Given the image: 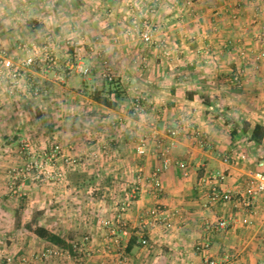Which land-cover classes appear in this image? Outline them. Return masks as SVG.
Here are the masks:
<instances>
[{
	"label": "crops",
	"instance_id": "1",
	"mask_svg": "<svg viewBox=\"0 0 264 264\" xmlns=\"http://www.w3.org/2000/svg\"><path fill=\"white\" fill-rule=\"evenodd\" d=\"M1 1L0 14L8 11L11 5ZM147 1L145 6H128V3L123 6L122 2L118 6H92L90 1L83 6V16L81 6H48L55 11L61 8L69 11L66 16L49 20L36 13L37 19H43L45 27L56 26L59 39L78 35L74 27L78 26L86 34L85 40L99 47L102 52L98 55L100 65L94 61L95 53L86 50L85 62L91 66L92 74L88 78L82 77V81L92 91L106 90L107 86L99 77L102 61L106 60L119 85L116 93L109 94L117 106L109 108L87 97V89L73 80L76 73L66 77L65 91L74 96V100L77 97L85 99L86 106L80 107L84 108L83 117L87 119L88 114L97 113V118L92 117L94 123L86 120L88 125L83 137L79 133L75 136L77 152L86 155V160L74 168L96 176V181L82 185V182L70 178L74 169H68L65 171L68 179L63 185L54 183L33 187L39 198L37 205L32 206L30 200L26 212L17 216H25L28 221L25 227L16 225L0 230V235L7 236L0 249V264H4L1 257L6 254L13 255L12 264H20L23 256L30 262L33 253L53 244L35 234V225L43 226L68 241H79L84 233H89L92 254L82 264H117L122 254L127 256L126 264H198L202 262V256L194 252V245L208 234L206 221L221 218H229L230 225L212 233L208 253L223 260L226 253L234 254L229 264H264V193L255 199L256 213L245 211L233 202L205 208L208 186L199 182L205 173L223 170L225 178L220 187L241 190L251 180L254 171L264 170L258 166V161L264 160L260 153L253 147L249 151L241 142L242 137L237 135L238 131L233 134V123L241 113L248 115L244 120L251 128L256 123L264 126V62L255 60L260 46L254 38L255 32L264 35V15L258 17L257 24L251 25L252 20L248 19L257 9L255 6H261V1L193 0L189 4L187 0L175 3L172 0ZM38 2L22 3L21 10L28 8L40 12L43 6H37ZM236 4L240 8H235ZM233 11L243 14V22L231 19ZM14 17L9 13L0 17V48L10 52L17 43L13 38L18 39V35L21 39L34 37L39 32L23 16ZM145 22L153 28V45H145L140 39L139 30ZM17 27L21 32L16 31ZM241 48L246 51L245 58L238 56ZM57 57H63L59 50ZM238 69L244 73L245 81L241 86H234L228 82V76ZM31 75L39 82L47 83L45 74L32 69ZM138 94L144 98L147 110L142 117H134L129 109L131 99ZM29 98L27 93L18 98L5 91L0 93V155L5 154L7 160L8 143L23 129L19 125L21 122L13 125V115L29 108V103L34 102L33 99L29 102ZM181 114L191 119V128L201 130L207 143L200 146L190 135L191 130H184L174 139L169 147L170 165L161 174L163 193L157 197L150 191L149 174L159 163L158 147L170 143L167 128L173 126ZM111 120L120 122L112 127ZM150 120L155 122L156 128H150ZM141 136L147 137V155L142 158L135 153V144ZM232 149L246 152L247 161L223 163L222 156ZM20 160L16 164H20ZM2 166L0 171L5 169ZM102 169L116 171L120 181L109 178L107 184L99 182ZM137 172L141 176L142 190L125 216L128 236L119 232L121 247L118 249L110 243L107 230L100 226V219L112 216V203L131 190ZM102 187H106V192ZM96 190L100 191L94 192ZM114 190L120 191V195L116 196ZM47 194L49 196L45 197ZM58 201L62 207L55 204ZM157 204L176 211L173 227L168 232L161 227L151 230L147 234L149 247H141L137 232L143 214ZM31 207H36V212L28 211ZM17 217L13 211L7 215L11 219ZM52 226L56 227L52 229ZM60 263L77 264L73 260L59 262L53 258L33 262Z\"/></svg>",
	"mask_w": 264,
	"mask_h": 264
},
{
	"label": "built area",
	"instance_id": "2",
	"mask_svg": "<svg viewBox=\"0 0 264 264\" xmlns=\"http://www.w3.org/2000/svg\"><path fill=\"white\" fill-rule=\"evenodd\" d=\"M264 3V1H263ZM154 8V7H152ZM152 10V9H151ZM257 19H253V23H256ZM261 38V36H260ZM82 38L77 40H67L65 42V48L69 50L73 49L74 59L73 61H67L65 68L69 72L80 74L87 78L91 73V68L83 61V54L80 51L82 46ZM140 39L145 45H153L154 33L153 28L149 23H143L140 28ZM162 48L165 47L161 44ZM17 48L23 52L21 58H17L16 54L9 55L5 51H0V93L5 91L9 96L18 98L25 93H29L30 97H42L46 95L47 89L45 85L36 80L31 75V70H39L41 73L46 74L52 72V79L58 83H63V76L56 72L57 67L56 57L53 54V50L49 45H43L38 47L31 42H23L18 44ZM89 52L95 53V55H101V51L95 44H89ZM240 55H244L241 51ZM255 60L258 62L264 61V49L258 51L255 55ZM108 82L112 83L116 80V76L110 66L105 60L102 64V70L100 72ZM244 73L238 69L231 71L228 76V82L234 86H241L244 80ZM264 91V88H263ZM130 112L135 117L145 116L147 113L144 98L140 94L135 95L131 99ZM120 120H111V126L116 125ZM191 119L181 114L175 121V124L167 128V136L170 143L165 147L161 146L157 149V157L159 163L153 167L149 174L150 191L155 196H160L163 193L161 174L170 165L169 147L174 142V139L181 134L184 130H191L190 135L196 139L200 146H205L207 143L201 130L197 128H191ZM150 128H156V124L153 120L149 121ZM147 137L141 136L135 144V153L139 157H145L147 155ZM43 150H37L27 141L21 140L18 146V153L24 156V161L21 166L11 168L9 172V188L14 195L25 194L26 180L29 183H61L64 180L65 171L68 169H74L82 164L86 160V155L76 152L74 145H68L64 148L61 143L54 142L47 147H43ZM95 157V156H94ZM246 152H240L236 149H232L230 152L222 156V162L225 164H231L236 160L238 162H245L248 159ZM259 167H264V160L258 161ZM225 178L223 170L210 171L200 177L199 182L208 186L207 200L204 202L205 208H210L216 204H225L233 202L239 208L244 209L250 213H256L255 199L264 193V170H256L251 174V180L241 190L222 189L221 183ZM47 183V184H48ZM131 190L126 192L125 197H120L114 200L112 203L113 214L110 217H102L100 219V226L106 229L110 243L116 248L121 247V237L119 232L123 236H128V230L125 228L126 214L132 208L134 203L138 199V193L142 190L141 176L137 172L133 179ZM176 216V211L167 208L164 205L157 204L154 208L148 210L143 214L142 221L140 223V230L137 232L138 244L141 247H149L150 240L147 236L148 232L161 227L164 231H170L173 227V221ZM230 225L229 218H221L214 220L213 222L206 221L205 230L207 235L203 237L194 245V252L202 256V262L198 264H229L232 253L225 254V260L212 256L208 253L211 248V235L213 232L221 231ZM262 241L264 243V225L262 229ZM92 237L89 233H84L81 236V240L71 241L73 253L68 249L56 245H45L38 253H33L31 261L29 262L27 257L20 258V264H33V262H43L51 258L61 262L65 259L73 260L77 264H82L85 259L91 256L90 244ZM4 264L13 263V255L6 254L3 256ZM264 260V252H263ZM127 256L122 254L119 256L117 264H126ZM64 264V263H60ZM100 264H105L101 262Z\"/></svg>",
	"mask_w": 264,
	"mask_h": 264
},
{
	"label": "rangeland",
	"instance_id": "3",
	"mask_svg": "<svg viewBox=\"0 0 264 264\" xmlns=\"http://www.w3.org/2000/svg\"><path fill=\"white\" fill-rule=\"evenodd\" d=\"M30 1L31 0H2L1 1V3L6 2L11 5L8 6L9 8L8 11L6 10V11L1 12L0 17L5 16V14H8V13L9 15L12 14L13 17L14 15H16L17 17L23 16L27 22H30V25L31 23L33 24L32 28L36 29L39 32L34 37L29 36L23 39H21L20 38L21 36L18 35L20 38V39L18 38L19 40L17 38H13V40L16 41L17 43H16V47L13 46L12 52H10V50L7 51L4 48H0V51H5L9 55L16 54L17 58H21L23 56V52L19 50V48H17L18 44H21L23 42H31L33 44H36L38 47H41L43 45H49L51 49L53 50L52 52L55 55L56 61H57V67L55 71L60 73L63 76L64 80H63V83L61 82L58 83L52 79V72L46 73L45 75H46L47 85L41 82L43 85H45V88L47 89L46 95L42 97H37L36 98L38 99L37 101V100H34L33 97H30V94L28 93V96L30 97L29 102L31 99H33L34 102H30L32 104L28 102L29 103L28 109L25 108V110L22 113L15 112V114L13 115V118L15 121L13 125L16 126L17 122L19 123L21 122L19 125L23 126V129H21L20 131V128L18 127L17 130H19L21 134L16 135L15 138H13V140H11L8 143L10 147V149L8 150L9 155H6L8 157V160L4 158L5 154L0 155V166L3 165L2 168L3 167L5 168L3 171H0V230L14 227L16 225H18L19 228L25 227L26 223L28 222L26 219H24L25 216H20V217H17V216L26 212L25 208L29 207V203L31 202L30 200L33 201L32 206L37 205V200L39 198L36 197L35 195L36 188H33V187H38V186L43 187L45 185H53V183H48L49 181L46 183L44 182L42 184L39 182L31 184L26 180V185H25V190H24L25 194L17 195V196L12 194L9 188V172L8 171L13 167H18L23 164V161L25 158L23 155L19 154L17 151L21 140H27L32 145V147L40 151L44 149L43 147H47L54 142L61 143L64 146V148L67 147L68 145H74L76 147L78 144L77 145L75 144V141H76L75 136L80 134L83 137L84 135L83 133L88 123H91V122L94 123L95 119L93 118H97L95 117L97 113L95 114L92 113L91 116L88 114L87 115L88 118L85 119L83 117L85 113H82L84 111V108H80L81 106H86L84 103L85 99L82 97H77L74 100L73 99L74 96H71V94L68 91H65L64 89V86H66L65 85L66 77L73 73V72H69L65 68V63L67 61L72 62L74 59L73 49L70 48L69 50H67L65 48V42L68 39L77 40L78 38H82L80 39L82 41V46L79 52L83 54V61L85 64H86L85 60L87 58L86 50L88 49V46L89 44H91V42H87L85 40L86 34L84 33L83 29L79 28L78 26L77 27L74 26L75 32L78 33V35L76 36L67 35L64 38L59 39L57 35L59 32L55 30V27H56L55 25L50 26L46 23L48 27H45V23L43 22V19L41 20V18L40 19H37V18H39V16L42 17L43 15L46 20H49V19H52V17L57 18L58 16H66L67 13L69 12L67 10L66 11L62 10V8L58 11H55L54 9H52L53 7H48V6H61V7L62 6H66V7L67 6H81L80 11L83 16V6H85L86 4L88 5L90 1L93 3L92 6H116V5L118 6L121 2L123 3V6H126L127 3L130 4L128 6H145L148 3L147 0H140V1L127 0V2L124 0H43V4H42V0H39L37 6L38 5L43 6L40 12H36V11L34 12L32 10H27L28 8L25 10H21L20 4L27 3ZM172 1H174L175 3L180 0H172ZM189 1L193 2V0H187L186 1L187 4H189ZM260 1H261V6H259V4L258 6H255V8L257 7V9L255 11L253 10L252 16H249L248 18L252 20V22L250 21L251 25L254 24L253 19H257V22H258V17H261L262 15H264V3H263L264 0H260ZM237 2H240V1H237ZM155 3L157 4L158 2L155 1ZM235 8H240V7L237 6L236 4ZM18 9L19 11L17 12ZM237 12L238 11L231 12V19L242 21L243 14L241 15ZM36 13H38L39 16H36ZM0 22H1V18H0ZM16 31H20V27H17ZM25 33L24 34L27 35V32ZM139 33H140V30H139ZM254 38L258 40V44L260 46V49L258 51H260L261 49H264V43H263L264 35H261L259 32H255ZM57 49L62 52L63 54V57H61L62 59L61 58L58 59ZM163 49L166 50L165 47H163ZM241 51L244 52L243 56L240 55ZM237 53H238V56L245 58L246 51L243 48L239 49ZM95 56L96 58L94 59V61L98 63L97 65H100L101 64V59L99 58L100 55L99 56L95 55ZM256 62L261 63L258 61ZM36 71H39V70H36ZM91 74H92V68H91V73L89 74V76H91ZM82 77L83 76H81L80 74H77L73 77V80H76L77 84H80L83 88L85 87V89H87L86 95L87 97H90V93L92 92V90L89 88L88 85H85L84 81H82ZM99 77H100L101 83L103 82L105 86H107V88H117L119 86L118 84H116L117 80L110 83L104 77H102L101 74H99ZM244 81H245V77H244L243 82ZM263 94H264V91H263ZM90 110L92 109L90 108ZM240 117H242L243 119H241ZM246 117H248V115L241 113V116L236 117V119L244 121V118ZM250 118L253 119V116L250 115ZM86 120L88 121V123L86 122ZM241 142L249 149V151H252L253 148L254 149L257 148L255 145L245 144V143H248L249 141L244 136H242ZM250 147H253V148H250ZM77 149L78 148L76 147V152H77ZM258 153H260V156H264V147H263V150H261V152H258ZM20 159H22V162H20V164H16V162ZM78 170L80 169L77 168V169L72 170L69 174L70 178L82 182L83 183L82 185L87 184V182L96 181V176L94 177L92 174H88L85 171H78ZM67 175H68V172L66 176ZM66 176H64V180L61 183H55V184L63 185L65 180L68 179V176L67 177ZM109 178L116 180L117 182L120 181V175L116 171H113V170L105 171L102 169L101 174H100V179L98 178V180H100L99 182H103L104 184H107L110 182ZM102 188H103V191L106 192V189H105L106 187L105 188L102 187ZM99 191L100 190H96L94 192L98 193ZM114 191L116 192L114 193L116 194V196L120 195V191L118 190H114ZM48 196L49 194H47L45 197H48ZM52 204L53 202L49 203V206H51ZM55 204L59 207H62V204H59V201L56 202ZM23 209H25V211H23ZM29 210L31 212L32 211L36 212L37 209L36 207H31L30 209H28V211ZM11 211L15 212L17 218L15 219L7 218L8 213H10ZM55 227L56 226L54 227L52 226V229ZM5 237L7 236H4V234L1 233L0 249H1V246L4 245V243L7 241Z\"/></svg>",
	"mask_w": 264,
	"mask_h": 264
},
{
	"label": "trees",
	"instance_id": "4",
	"mask_svg": "<svg viewBox=\"0 0 264 264\" xmlns=\"http://www.w3.org/2000/svg\"><path fill=\"white\" fill-rule=\"evenodd\" d=\"M117 91H118V87L113 88V89L107 88L106 90H94L90 93V98L104 106H107L109 108H115L117 106V103L110 99L109 94L111 92L116 93ZM233 128H234L233 134H235L236 131H238L237 135H239V137L244 136L245 138H247V140L249 141L248 144L251 143L252 145H255L257 147L256 148L257 152H260L261 150H263V147H264L263 146V137H264V126L263 125L256 123L251 128L250 124L246 122L245 120L244 121L238 120L234 122ZM262 159H264V156H262ZM34 232L37 236L45 240H48L49 242L53 244L62 246L73 253L71 241L66 240L64 237L58 234L52 233L49 230H47L45 227L38 226V225H35Z\"/></svg>",
	"mask_w": 264,
	"mask_h": 264
}]
</instances>
